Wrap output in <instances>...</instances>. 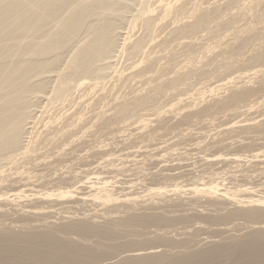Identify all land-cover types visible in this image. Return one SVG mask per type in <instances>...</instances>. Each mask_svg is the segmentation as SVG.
<instances>
[{"label": "bare ground", "instance_id": "bare-ground-1", "mask_svg": "<svg viewBox=\"0 0 264 264\" xmlns=\"http://www.w3.org/2000/svg\"><path fill=\"white\" fill-rule=\"evenodd\" d=\"M261 180L264 0H0V264H264Z\"/></svg>", "mask_w": 264, "mask_h": 264}, {"label": "rangeland", "instance_id": "rangeland-1", "mask_svg": "<svg viewBox=\"0 0 264 264\" xmlns=\"http://www.w3.org/2000/svg\"><path fill=\"white\" fill-rule=\"evenodd\" d=\"M126 64H128V62H127ZM222 118H223V117H222ZM222 118H221V117H218L216 123H224L225 120L222 119ZM241 119H242V118L240 117V118H238V119H235L234 121H239V120H241ZM203 127H204V126H202V128H203ZM205 127H207V128L205 129ZM205 127H204V131H203V132H205V131L208 129V126H205ZM198 128H199L198 126H197V128H195V126H194L195 131L202 132V131H200ZM194 129H193V130H194ZM129 131L132 132V129L128 130L127 132H129ZM195 131H193V132H195ZM185 132H187V131H185ZM185 132H184V133H185ZM184 133L182 132V134H184ZM186 134H187V133H185L184 135H186ZM180 135H181V133H180ZM186 137L188 138V136H186ZM194 137L196 138V137H199V136H197L196 134H192V135H191V138H192L191 140H192L193 142H191V140H190V142H188L187 140H189V138L186 139L185 137H183V138L186 139V141L184 140V141H185V142H184V141H181V140H180V142H184L185 145H184L183 143H175V142H177L178 139H179V138H177L175 135H172V136H166L165 138H163V142H164V141H168V142H169V141L171 140V142H169V144H173V143H172V141H173L175 145L177 144V145L174 147V149H175V148H176V149L178 148V149L180 150V153H183L182 151H185L186 154L188 153L187 155H189V156H187V158H188V157L191 158V159H190L191 161H190L189 159H187V161L189 160L188 162H186V161L183 160L184 162L182 161V163H180V165H178V166L175 165L177 168H176V167H175V168H174V167H168V168H172L171 170L169 169V172H171V175H172V173H173L174 175L179 174V175L183 176V175H182V174H183L182 171L186 174V173L189 171V169H190V170H193V169L195 168V165L193 164V163H195V161H196L195 164H196V168H197V165L200 166L199 164H197L199 160H196V159H198V158L200 159L199 163L202 161V163H200V164H203V162H204V163H205V162H208V160L206 161V159H203V158L201 157V155H200V156H198V155L196 156V155L194 154V153H196V151H193L194 153L190 152L189 149H191V148L193 149V147H194V144H193V143H196L197 140H198V139H195ZM168 138H169V140H168ZM171 138H172V139H171ZM165 139H166V140H165ZM176 140H177V141H176ZM195 140H196V141H195ZM199 140H202V139H199ZM199 140H198V141H199ZM194 141H195V142H194ZM161 142H162V140H161ZM163 142L160 143V141H158V142L156 141L155 144H157V145H153V144H152L153 142H152L151 144H149V146H150V145H152V146H150V148H149L148 150L151 151L152 148H156V147L158 148L159 146H160V147L164 146ZM158 143H160L161 145H160V144L158 145ZM120 144H122V143H120ZM162 144H163V145H162ZM178 144H179V145H178ZM181 144H182V145H181ZM187 144H188L189 147H186ZM189 144H190V145H189ZM192 144H193V145H192ZM191 145H192L193 147H191ZM180 148H181V149H180ZM184 148H186L188 151H186V150H182V149H184ZM135 150H136V149H135ZM135 150L133 149V151H135ZM141 150H142V149H141ZM179 150H178L177 152H179ZM181 150H182V151H181ZM127 151H132V150L129 149V150H127ZM142 151H144V149H143ZM175 153H176V152H175ZM175 153L172 154V157L170 156V157L168 158L167 161H169V162H167V163H163V164H159V163L156 164V163H155L156 161H154L155 164H153V165H151V166H150V164H149L148 167L146 166V170H147V168H149V169H152L151 171H156V170H161V171H162V170H164V169H162L161 165H162L164 168H167V165H168V166H173V161H174V160L172 161V158H173V159L175 158V162H176V160H177ZM142 154H145V153H142ZM206 154H207V153H206ZM192 155H195V156H194V157H191ZM196 157H197V158H196ZM210 157H211V156H210ZM210 157H208V159H210ZM211 158H212V157H211ZM202 159H203V160H202ZM212 159H213V158H212ZM210 160H211V159H210ZM170 161H171L172 164L170 163ZM193 161H194V162H193ZM152 163H153V162H151V164H152ZM188 163H189V164H188ZM169 164H171V165H169ZM184 164H185V165H184ZM190 164H193V165H194V168H193V169H191L193 166H191ZM157 165H158V166H157ZM180 166H181V167H180ZM150 167H151V168H150ZM153 167H154V168H153ZM155 167H156V168H155ZM187 167H188V170L186 169ZM180 168H182L183 170L180 169ZM144 169H145V167H144ZM173 169H174V171H173ZM178 169H179V171H178ZM180 170H182V171L180 172ZM136 171H137V170H136ZM166 171H167V170H166ZM166 171H163L164 174H165ZM185 171H187V172H185ZM143 172H144V171H143ZM163 172H162V173H163ZM167 172H168V171H167ZM167 172H166V174H167ZM169 172H168V174H170ZM132 173H134V172L132 171ZM180 173H181V174H180ZM130 174H131V172H130ZM136 174H137V173H136ZM185 174H184V176H185ZM136 176H137V175L132 176V177L134 178V177H136ZM132 177L130 178L131 181H132V179H133ZM137 177H138V176H137ZM137 177H136V178H137ZM181 178H182V177H179V179H181ZM183 178H185V177H183ZM183 178H182V179H183ZM130 179H129V180H130ZM177 179H178V178H177ZM170 180L172 181L173 179H170ZM170 180H168V181H170ZM185 180H187V179H185ZM168 181L166 180L164 184H167V185H168V184H169V183H167ZM180 181H181V180H180ZM180 181H179V182H180ZM261 181L264 182V180H261ZM133 182H134V181H133ZM172 182H173V181H172ZM175 182H176V178H175ZM179 182H178V184H180V183L183 182V181H181L180 183H179ZM259 182H260V181H256V182H254V185H255V184H258ZM184 183H185V185H186V184H189V183H187V181H185ZM127 184H128V183H126V186H127ZM164 184H163V185H164ZM122 185H124V184H122ZM126 186H125V187H126ZM129 186H131V185L129 184ZM157 186H158V185H157ZM157 186H155V187H157ZM183 186H184V185L182 184V187H183ZM123 187H124V186H123ZM185 187H186V186H185ZM94 208H95V207L86 208V209H87V210H88V209H91V210H92V209H94ZM86 209L84 208V210H83V209H82V210H83V211H86ZM95 209H99V208L97 207V208H95ZM70 211H71V210H70ZM71 212H72V211H71ZM78 212H81V210H79ZM78 212H77V213H78ZM91 212H93V210H92ZM82 213H84V212H82ZM82 213H79V214H82ZM85 213H87V212H85ZM52 215H53V214H49V215H47V217L50 218V217H52ZM56 217H57V216H56ZM230 224H231V225H230ZM230 224H229V225L231 226V228H230L229 225H228L227 227H228L229 229H232V226H234V227L236 228V224H243V222H242V221L240 222L239 220H236V221H234V222H232V223H230ZM198 225H200V224H198ZM198 225L195 224V225L193 226V224H191V225H189L190 229H186V228H189V227L186 226L185 231H186L187 233H190V234H196V233H197L196 235H198V237H199L198 239H203V241L201 242L203 245H204L205 243H207V241H211V239H213L212 241H218V240L223 241V239H225V238L227 237V235H221V236L218 237V236H210V235H208V234H207V235H208V236H207L206 233L204 234L203 231H200V232H199V231H196V230H198V228L200 227V226H198ZM191 226L194 228V230H193V228H192ZM176 227H177L178 229L181 228L180 225H179V226H175V227H173V228H176ZM223 227L225 228V226H223ZM234 227H233V229H234ZM238 227H240V228H238ZM238 227H237L238 230H237V228H236V230L234 229V230H235V232H234V230L232 229V232H230V233H231V234H234V235H238V233H242V232H243V234H244V233L246 232V231H245L246 229H243V226H238ZM153 228H154V227H153ZM173 228L170 227L171 230H172ZM213 228H214V227H213ZM151 229H152V228H151ZM155 229H156V228H155ZM168 229H169V228H168ZM178 229H177V231H178ZM239 229H240V230L242 229V231H240ZM165 230H166V229H165ZM192 230H193V231H192ZM154 231H155V230L153 229V232H154ZM167 231H168V232H167ZM167 231H165V232H166L168 235H170V236L175 237V235H176V237H178L179 239H180L181 236H182V234L180 235V233H178L177 231H174V233H172L173 230H172V232H170L169 230H167ZM237 231H238V232H237ZM239 231H240V232H239ZM150 232H151V230L148 229L146 233H150ZM179 232H180V230H179ZM194 232H195V233H194ZM171 233H172L173 235H172ZM181 233H182V232H181ZM236 233H237V234H236ZM177 235H179V236H177ZM228 235H229V234H228ZM206 236H207V237H206ZM209 236H210V237H209ZM200 237H201V238H200ZM208 237H209V238H208ZM211 237H213V238H211ZM182 238H183V237H182ZM217 239H218V240H217ZM115 242H116V241H115ZM201 243H200V245H198L199 247L202 246ZM157 250L159 251V250H161V249H160V248H159V249L157 248ZM116 259H118V258H116ZM116 259L114 258V259H112V260H116Z\"/></svg>", "mask_w": 264, "mask_h": 264}]
</instances>
